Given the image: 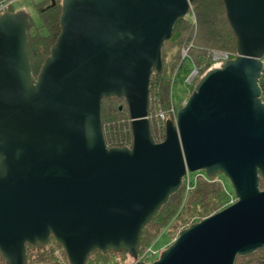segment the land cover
<instances>
[{"label":"water","instance_id":"1","mask_svg":"<svg viewBox=\"0 0 264 264\" xmlns=\"http://www.w3.org/2000/svg\"><path fill=\"white\" fill-rule=\"evenodd\" d=\"M194 0H62L60 33L36 79L29 18L0 15V255L26 264V245L52 237L68 264L94 251L137 260L143 228L202 171L222 174L235 202L182 230L151 263L234 264L264 248V0H221L236 56L208 69L156 143L149 83ZM55 4L51 0V5ZM123 99L130 147L108 148L104 99Z\"/></svg>","mask_w":264,"mask_h":264},{"label":"trees","instance_id":"2","mask_svg":"<svg viewBox=\"0 0 264 264\" xmlns=\"http://www.w3.org/2000/svg\"><path fill=\"white\" fill-rule=\"evenodd\" d=\"M54 2L53 6L51 1L36 5L41 21L39 28L33 29L29 19L27 51L31 74L35 79L60 33L59 18L62 0H54ZM13 12V8L10 7L3 14ZM188 14L191 20L184 17L174 25L170 39L164 43L161 50V72L153 71L150 78L148 119L151 134L156 143L163 141L165 123L172 121L168 113L170 106L173 104L177 111L181 108L182 101L191 95L199 81V76L210 68L212 52H228L233 58L236 56L235 36L228 24L221 0H194ZM182 48L188 49L183 59ZM193 69L197 70L198 77L192 82L190 91L187 92L184 86L185 94L175 101L171 85H175L176 80L184 84L185 78ZM172 80L173 84H171ZM159 110L166 115V121L161 126H158L157 119L154 118ZM101 122L108 148L131 146V121L123 99L109 98L102 101ZM216 176L209 178L204 174V178L197 177L195 182L191 181V188L187 193L185 177L183 178L179 190L169 197L167 203L143 228L137 260H134L126 251H94L85 264H128L129 261L134 264L150 247L154 246L160 233L165 232L168 242L172 241V238H176L180 231L228 207L231 198L235 197L234 193L228 192ZM260 188H264L262 183ZM171 244L170 242L168 247ZM56 252L59 255H56ZM26 257V264H68L62 247L52 237L46 245H26ZM157 259L158 257L154 260ZM148 261L153 262L151 258L141 262ZM0 264H5L1 255ZM234 264H264V248L250 255L237 257Z\"/></svg>","mask_w":264,"mask_h":264},{"label":"rangeland","instance_id":"3","mask_svg":"<svg viewBox=\"0 0 264 264\" xmlns=\"http://www.w3.org/2000/svg\"><path fill=\"white\" fill-rule=\"evenodd\" d=\"M45 1L47 2V1H51V0H16L13 3L12 8H13L14 12H22V13L26 14L27 17L30 19V22L33 25V29L35 27L39 28L41 25V21H40L39 15H38L36 5L43 3ZM186 19L191 20V16L188 14L186 16ZM172 94H173V99L175 101H178L180 99V97H182L185 94V87L181 81L176 80L175 85L172 86ZM158 112L159 111H157L156 114L154 115L155 120L157 119ZM199 176L204 178V173L202 171L190 173V181L195 182L196 178ZM216 177H217L218 181L224 186V188L228 192L234 193L231 184L222 174H218ZM234 202H235V197L231 198L229 205L233 204ZM179 233H178V235H179ZM177 236H176V238H177ZM176 238L173 237L172 241L170 240L168 242L167 234H165V232L160 233L156 239L154 246L152 247V251L154 252V254L151 256V260L155 261L154 259L156 257H159L161 252L164 251L168 247V244L170 242L173 243ZM147 263H151V262L148 261ZM128 264H132V262L129 261Z\"/></svg>","mask_w":264,"mask_h":264},{"label":"built area","instance_id":"4","mask_svg":"<svg viewBox=\"0 0 264 264\" xmlns=\"http://www.w3.org/2000/svg\"><path fill=\"white\" fill-rule=\"evenodd\" d=\"M16 0H0V15L3 14L7 9H9L10 7L13 6V3L15 2ZM187 48H182L181 50V57L182 59L186 57L187 55ZM212 64L210 66L209 69H219L221 68L225 62L231 60V59H234L232 57V55L228 52H221V51H213L212 52ZM261 61V64H262V69H261V72H260V76H259V79H258V86H259V89H260V100L262 103H264V54L262 56V58L260 59ZM202 76V75H201ZM199 76V79L200 77ZM198 77V73H197V70L196 69H193L191 71V73L185 78L184 80V86L187 88V92H189V88L191 87L192 85V82L194 81L195 78ZM173 84V80H172V83ZM171 89H172V85H171ZM186 98L182 101L181 103V107L185 104L186 102ZM170 117L172 118V121L174 122L176 120V113H177V109L176 107L172 104L169 108V111H168ZM166 121V115L161 111L159 110L158 114H157V124L158 126H161L164 122ZM185 185H186V193L189 191V189L191 188V181H190V175L187 174L185 176ZM56 255H59L58 252L55 253ZM154 254V252L152 251V247H150L140 258L138 261H144V260H147L148 258H151V256Z\"/></svg>","mask_w":264,"mask_h":264}]
</instances>
